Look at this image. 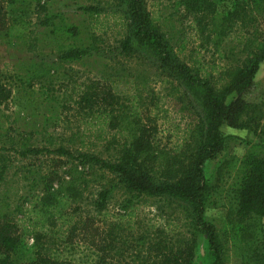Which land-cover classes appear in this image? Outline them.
<instances>
[{"label": "trees", "instance_id": "16d2710c", "mask_svg": "<svg viewBox=\"0 0 264 264\" xmlns=\"http://www.w3.org/2000/svg\"><path fill=\"white\" fill-rule=\"evenodd\" d=\"M35 1L0 0V43L27 37L32 26L27 12ZM114 2L111 12L99 5L80 6L78 10L94 24L100 23L101 17H118L125 34L111 48L113 52L121 57L147 59L164 78L177 82L173 88L180 103L188 101L187 111L193 112L196 123L176 148H163L157 136L159 106L153 94L144 102L137 95L125 97L115 93L99 81L87 83L77 108L110 130L124 132L128 141L112 161L91 151L73 152L62 146L45 152L64 156L83 171L105 172L110 177L108 184L96 179L98 187L86 194L89 183L86 179L70 176L59 187L52 185V179L45 183L42 180L38 193L22 209L20 219L15 220L9 212L0 213V264H111L106 260L118 248L117 242L122 245L121 256L136 243L145 247L143 254L140 250L135 253L143 264H196L198 237L204 239L206 264H264V99H246L264 62V32L238 37L244 58L213 79L200 68L193 71L180 61L147 10L146 0ZM221 2L182 0L181 3L193 17L197 32L208 39L214 34L215 44L229 36L233 27L247 22V10L255 7L257 16H264V0H230L229 7L224 9H220ZM56 17L47 16L41 24L48 25ZM57 30L52 27L49 33L58 38L56 59L77 61L91 54L88 47H79L75 42L80 35L78 27L63 24L60 35L55 34ZM232 94L236 96L228 102ZM11 95L10 86L0 79V105ZM223 124L249 130L257 142L242 157L219 160L210 181L205 175L206 163L222 152ZM41 152L43 149H27L19 153ZM2 181L0 169V185ZM117 192L122 196L114 214L118 220L110 224L103 243L96 244L85 237L75 240L78 231L88 233L93 229L97 215H107ZM162 199L186 214L185 230L175 233L167 228L150 227L153 233L141 232L134 237L131 219L136 216L140 201ZM209 207L224 209L226 218L207 219L205 211ZM122 233L129 236L133 246L120 237ZM28 237L32 238L31 244ZM82 241L87 249L85 256L92 258L89 261L82 260L79 254Z\"/></svg>", "mask_w": 264, "mask_h": 264}, {"label": "rangeland", "instance_id": "374dc122", "mask_svg": "<svg viewBox=\"0 0 264 264\" xmlns=\"http://www.w3.org/2000/svg\"><path fill=\"white\" fill-rule=\"evenodd\" d=\"M114 0H37L28 8L27 15L32 21L31 32L24 40H4L0 43V79L12 89L10 99L0 105V169L3 181L0 185V213H12L18 220L22 209L28 207L31 197L38 193L44 183L50 181L55 187L63 185V179L70 176L89 181L86 194L99 183L108 184L109 176L100 170L83 171L76 168V162L57 154H48L46 150L65 147L70 151H91L106 161H112L128 141L124 132L110 130L99 124L93 117L83 114L77 108V101L87 83L99 81L107 84L113 92L125 97L137 95L144 102L154 95L158 103L157 118L158 141L160 146L172 150L186 138L196 123L192 111H187L188 101L180 103L173 87L177 82L164 78L147 59L141 57H121L112 49L125 34L123 23L118 17H101L97 24L89 21L80 6L99 5L111 12ZM230 0H222L220 9L229 7ZM115 3V2H114ZM182 0H146L147 10L155 24L164 34L180 61L193 71L200 68L218 79L220 71L237 65L245 53L237 38L247 37L249 33L259 35L264 32V16H257L253 7L247 10L244 25L231 29L229 36L213 43L214 34L201 36L194 25L193 17L182 6ZM19 11V10H18ZM257 13V14H256ZM57 15L48 25L46 17ZM93 23V24H92ZM63 24L79 28L80 35L75 37L79 47H88L90 55L77 61L63 62L56 59L57 36L50 35L52 27L60 35ZM90 25V26H89ZM93 26V28H92ZM93 32H89V29ZM59 41V40H58ZM112 48V49H111ZM112 51V52H111ZM228 97V102L235 98ZM249 101L264 99V62L254 77V87L246 95ZM192 112V113H191ZM101 123V122H100ZM223 136V149L217 159L206 163L205 175L213 180L214 170L219 160L232 156L242 157L257 142L246 129L231 128L225 124L220 127ZM27 149H43L37 155H21ZM92 173V175L90 174ZM97 183V184H95ZM85 194V195H86ZM120 193H115L106 216H96L92 230L78 231L75 240H93L103 243L111 223L118 219L117 205ZM136 209L132 231L134 237L139 233H153L150 227L167 228L175 233L184 231L186 214L177 205L165 200L140 201ZM207 219L223 221L226 211L209 207L205 211ZM124 222H122L123 225ZM90 227V226H89ZM64 231V228L62 229ZM121 238L134 242L126 233ZM86 239L84 241H86ZM29 244L32 238L28 237ZM78 248L82 260H91L85 256L87 249L83 242ZM138 242V241H137ZM196 264H206L204 239L198 237ZM111 251L107 258L111 264H143L139 262L136 251L144 253L145 247L137 243L121 256L122 245ZM96 259V258H95ZM89 264V262H86Z\"/></svg>", "mask_w": 264, "mask_h": 264}]
</instances>
